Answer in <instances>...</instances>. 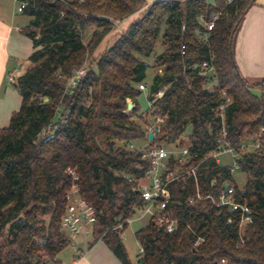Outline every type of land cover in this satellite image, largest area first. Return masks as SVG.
I'll use <instances>...</instances> for the list:
<instances>
[{"label":"trees","instance_id":"1","mask_svg":"<svg viewBox=\"0 0 264 264\" xmlns=\"http://www.w3.org/2000/svg\"><path fill=\"white\" fill-rule=\"evenodd\" d=\"M25 2L27 25L20 30L34 51L29 68L12 81L21 97L18 111L0 129V264H60L57 256L70 241L61 230L69 179L74 169L81 195L101 212L86 248L101 241L121 264H131L116 225L130 218L138 198L126 176L140 177V153L125 151L117 141L139 140L142 129L130 117L138 116V85L148 69L142 58H152L160 69L151 95L165 88L152 111L167 115L164 135L170 140L187 133L190 150L202 159L220 144L237 149L249 142L253 151L242 154L239 168L246 175L234 197L252 212V221L238 228L235 212L218 210L210 200L184 204L194 195L188 183L172 187L169 210L189 224L165 234L151 223L135 233L142 247L136 264H264V97L252 93L255 83L236 67L232 38L254 0H18ZM222 9V15L205 39L199 19ZM123 32L92 59L91 67L72 89L74 73L81 69L110 32L107 18L123 21ZM91 31L83 41V32ZM160 42L161 52L156 51ZM184 46V55L180 48ZM209 62L216 84L206 88L204 78L192 69ZM232 98L225 109L226 137L211 110ZM47 100V101H45ZM135 104L126 113V101ZM211 123L210 135L207 124ZM202 195L217 193L231 181L227 168L212 158L198 172ZM215 179V185L209 183ZM233 183V182H232ZM231 219V223H227ZM127 226H125L126 228ZM197 238L203 241L194 246Z\"/></svg>","mask_w":264,"mask_h":264},{"label":"built area","instance_id":"2","mask_svg":"<svg viewBox=\"0 0 264 264\" xmlns=\"http://www.w3.org/2000/svg\"><path fill=\"white\" fill-rule=\"evenodd\" d=\"M82 1V0H80ZM234 0H224V5H230ZM208 4L213 5V0H206ZM17 12L22 13L26 3L19 2L17 0ZM223 10L212 11L209 16H203L199 19V23L203 28L202 32H199V36L205 39L207 33L212 30L217 19L222 15ZM112 24H118V20L107 18ZM18 30V28H16ZM181 56L184 55V46L180 48ZM189 69H192L194 73H197L204 78V84L206 88H212L216 84V77L214 68L209 62H203L195 65ZM87 71L86 65L77 70L69 81L68 87L74 88L78 80ZM10 82L14 81V77L9 76ZM140 92H145L150 88L141 83L138 85ZM165 88H159L154 94L151 95L152 100L149 101V109L147 112H139L138 116H131L130 120L139 123L141 126L143 135L139 139L138 143L129 141H117V146L125 151H135L140 153V161L143 162V174L140 177L126 176V180L131 184V191L136 194L138 203L133 206L132 215L124 222L119 223L114 227L117 230L119 238L125 237V226L129 224L132 217L137 216L138 219H144L147 223H151L157 229L162 230L165 234H172L177 231L179 226L183 225L187 230L193 233V230L189 224L184 223L178 218H175L169 206L172 202V187L174 184H182V190L185 189L188 183H191L194 187V195H188L184 198V204L187 206H193L197 201L210 200L212 205L218 210H226L228 212H235L238 216V228L241 229L247 226L252 221V212L248 206L244 203H239L234 197L235 184L229 181H224L223 187L217 193V197H213L212 194L202 195L199 182V170L201 164L208 158L215 160V163L220 166L218 156L221 153H231L234 158V164L232 167L227 168L232 174L239 168V162L242 159V154L246 153V149L243 145L237 149L228 147L226 144H220V140H217L218 147L210 151L202 159L198 158L197 153L191 152L188 134H183L179 138L170 140L167 137L161 139L164 135L165 126L168 121L167 115H158L152 111V104L156 100L163 97ZM150 96V95H149ZM225 102L215 109L211 110V119L217 120L220 123V132L222 138L226 137L225 130V109L232 103V98L227 97L223 93ZM127 104H131L132 108L125 110L126 113H131L135 104L130 100L126 101ZM137 121H136V120ZM207 130L210 135L213 133L212 124L208 123ZM152 135V138H148V134ZM223 168V166H220ZM65 176L69 179V187L65 192V209L61 218V230L68 236L67 238H79L83 241L84 246L92 240L94 226L97 223L100 211L96 210L82 195L79 185V175L72 169L67 168L64 171ZM216 180L212 179L209 186L215 185ZM227 223H231V219H228ZM203 240L197 238L194 246H198ZM138 243V242H137ZM138 253L142 254L143 249L139 245ZM222 264V262L220 263Z\"/></svg>","mask_w":264,"mask_h":264},{"label":"crops","instance_id":"3","mask_svg":"<svg viewBox=\"0 0 264 264\" xmlns=\"http://www.w3.org/2000/svg\"><path fill=\"white\" fill-rule=\"evenodd\" d=\"M144 1L149 5L159 0ZM16 3L17 0H0V129L8 126L12 113L21 105L16 89L12 85L7 87L4 79L21 67L25 72L30 67L27 59L34 51L31 41L20 32L29 19L19 17ZM240 25L239 43L236 53L232 52L234 61L241 76L255 83L264 78V0H254ZM108 46L99 45L93 56L103 53ZM69 241L71 248H65L57 256L60 264H121L101 241L89 248L79 238Z\"/></svg>","mask_w":264,"mask_h":264},{"label":"rangeland","instance_id":"4","mask_svg":"<svg viewBox=\"0 0 264 264\" xmlns=\"http://www.w3.org/2000/svg\"><path fill=\"white\" fill-rule=\"evenodd\" d=\"M18 6V4L16 3V7ZM18 14V13H17ZM19 17L21 19H23V15L22 14H18ZM132 18V17H131ZM130 18V19H131ZM127 20L124 23H118V24H112L110 23V32L108 34V36L106 38L103 39V41L100 43L101 47H106V45H111L114 41L113 37L116 34H120L121 32H123L125 24L127 23ZM121 22V21H119ZM25 27V26H24ZM240 27L241 25L239 24L238 28L235 30L234 34H233V38H232V52L235 54L236 53V47L238 46L239 43V39H240ZM83 34V41L86 42L89 39V36L91 34V31H85L82 33ZM162 48L160 45V42L158 41L156 44V54L157 51L161 52ZM98 56V55H97ZM92 59H94V56H92L91 58H88L87 61L85 62L86 68H90L91 67V63H92ZM145 63H147L148 65V69L146 71V78L143 82V84H145L146 86L150 87L151 83H152V79L153 77L158 74L160 72V69H157L153 64V59L148 57V58H142ZM19 70H17V73H13L14 79L17 78L18 76L22 75V73L24 72V68H18ZM9 75L7 74L4 82L7 85V87H12L11 86V82L8 80ZM257 82V81H256ZM252 93L258 97L263 96L264 97V82L262 84V87L260 88H253L252 89ZM149 90L145 91V92H141L139 94V96L137 97V106H138V110L139 112H147L149 109ZM136 120V119H135ZM137 121V120H136ZM138 122V121H137ZM187 134V133H185ZM139 140L134 141V143H138ZM244 146V145H243ZM245 149L246 152L247 151H253L255 148L254 144H250L249 142L245 143ZM218 160H219V164L220 166L223 167H232L234 164V158L233 155L231 153H221L218 156ZM231 181L237 186L238 189H242L246 183V175L244 172H242L240 169H236L232 175H231ZM147 224L146 220L144 219H138L137 216L132 217L131 221L129 222V224L127 225V227L124 230L125 233V237H123L121 239L122 244L125 248V251L127 253V257L128 260L131 264H136L137 260H138V243L137 240L135 238V233L142 229L145 225ZM68 237V236H67ZM73 239V238H71ZM77 239V238H74ZM71 244V243H70ZM66 248H68V250L71 248V246H67ZM67 250V249H66ZM66 253V252H65Z\"/></svg>","mask_w":264,"mask_h":264},{"label":"water","instance_id":"5","mask_svg":"<svg viewBox=\"0 0 264 264\" xmlns=\"http://www.w3.org/2000/svg\"><path fill=\"white\" fill-rule=\"evenodd\" d=\"M154 54H156V52H154ZM45 101H47V100H45ZM131 108H132L131 104H127V109H131ZM148 138L149 139L152 138V135L150 133L148 134Z\"/></svg>","mask_w":264,"mask_h":264}]
</instances>
